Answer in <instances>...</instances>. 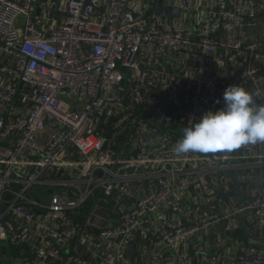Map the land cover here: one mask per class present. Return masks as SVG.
<instances>
[{"label":"built area","instance_id":"built-area-1","mask_svg":"<svg viewBox=\"0 0 264 264\" xmlns=\"http://www.w3.org/2000/svg\"><path fill=\"white\" fill-rule=\"evenodd\" d=\"M232 84L264 105V0H0L9 264H264V143L174 152Z\"/></svg>","mask_w":264,"mask_h":264},{"label":"clouds","instance_id":"clouds-1","mask_svg":"<svg viewBox=\"0 0 264 264\" xmlns=\"http://www.w3.org/2000/svg\"><path fill=\"white\" fill-rule=\"evenodd\" d=\"M257 143H264V105L257 106L253 93L232 84L223 92L222 107L205 111L183 129L174 152L178 156L189 152L215 153Z\"/></svg>","mask_w":264,"mask_h":264},{"label":"crops","instance_id":"crops-1","mask_svg":"<svg viewBox=\"0 0 264 264\" xmlns=\"http://www.w3.org/2000/svg\"><path fill=\"white\" fill-rule=\"evenodd\" d=\"M227 223L225 220L220 221L217 223V226L214 228L215 230L218 229L219 231V238H213L214 235L209 230L207 233L199 235V238H196L193 242L196 241L197 244H199V247L206 248L207 250H213L215 248L221 250L224 252L226 258L233 256L236 254V251L238 249V241L239 240H245L246 239V229L247 227H244L242 225H239L235 228L234 232H231L230 230H225ZM225 226V227H224ZM220 228L222 229L220 231ZM217 231V230H216ZM14 247H12L13 250H11V247L9 246V242L7 243H1L0 244V254L1 252H6L8 254H12L11 258H14L15 256H19V249L17 246L13 244ZM15 250H17V253H15ZM196 250H193L194 257L196 254Z\"/></svg>","mask_w":264,"mask_h":264},{"label":"water","instance_id":"water-1","mask_svg":"<svg viewBox=\"0 0 264 264\" xmlns=\"http://www.w3.org/2000/svg\"><path fill=\"white\" fill-rule=\"evenodd\" d=\"M165 12H170L171 8L170 7H166L164 8ZM175 13L178 12L177 9L174 10ZM48 189L49 187H44V186H34L32 187V192L40 198V200H42L43 202H48L50 200L51 195L48 193ZM227 195V194H226ZM134 252V246L133 244H129L127 246L126 249V254L128 257L132 256V253ZM12 264H22L20 261H17L16 263H12Z\"/></svg>","mask_w":264,"mask_h":264},{"label":"rangeland","instance_id":"rangeland-1","mask_svg":"<svg viewBox=\"0 0 264 264\" xmlns=\"http://www.w3.org/2000/svg\"><path fill=\"white\" fill-rule=\"evenodd\" d=\"M99 212L105 214L106 209L100 208L99 209ZM9 246L11 247V250H13L12 249V247H14L13 244L12 243H9ZM15 253H17V250H15ZM11 255L12 254H8L7 255L6 252H1V254H0V264H9L10 263V260H11Z\"/></svg>","mask_w":264,"mask_h":264}]
</instances>
